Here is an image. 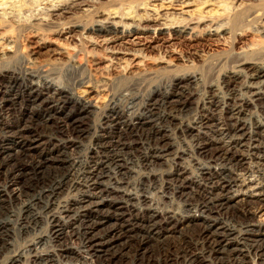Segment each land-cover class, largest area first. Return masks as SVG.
<instances>
[{
  "label": "bare ground",
  "instance_id": "bare-ground-1",
  "mask_svg": "<svg viewBox=\"0 0 264 264\" xmlns=\"http://www.w3.org/2000/svg\"><path fill=\"white\" fill-rule=\"evenodd\" d=\"M231 1L55 0L28 26L3 10L0 264L264 262V0ZM175 137L196 176L153 168L189 156ZM133 164L153 170L121 190Z\"/></svg>",
  "mask_w": 264,
  "mask_h": 264
},
{
  "label": "rangeland",
  "instance_id": "rangeland-1",
  "mask_svg": "<svg viewBox=\"0 0 264 264\" xmlns=\"http://www.w3.org/2000/svg\"><path fill=\"white\" fill-rule=\"evenodd\" d=\"M56 1H58V0H56ZM228 1L230 2V4H232L231 0H228ZM1 2L2 3L5 2V3L2 5ZM24 2H26L27 4H30V5H27L26 3H25V5H23ZM54 2H55V0H5V1L4 0H0V14H2L4 12L3 10H5V12L6 11L7 12L13 11V13L15 14L16 9H17L16 13H18V12H19V14L21 13L20 14L21 16L19 18L21 19L23 17L24 20L21 19V21H23V23L25 21L26 22L25 25L28 26V24L33 23V16H34V18H35V15L37 17H41V16L45 17L46 13L48 12L47 11L48 9H46V8L49 7V5H51ZM17 6L19 8L21 7L20 10H18ZM7 7H9V8H7ZM42 8H45V9H42ZM41 10H43V11H41ZM25 19L28 20V21H26ZM25 32L27 33L26 30H24L23 32L19 31V35H21L22 33L25 34ZM23 34H22V36H23ZM19 41H21V38H19ZM6 63H8V60L0 61V65L2 64V66H4ZM9 64L12 65V64H15V62L13 61V63H11L9 61ZM197 67L199 69L203 70V67L201 65H197ZM205 71L206 70L204 69L203 72H205ZM214 75L216 77L212 76L213 78H211L210 80L212 81V79H213V82H216L217 81L216 78H218L217 77V73L214 74ZM257 109L258 108H252L251 111L253 113L256 112L255 116L256 115L258 117L262 116L261 118L259 117L260 119L264 118V115H262L260 110L259 109L257 110ZM259 112L261 113V115H259L260 114ZM191 113H189L187 115H185V114L184 115H180V117H183L184 120H186L187 117L189 119L195 118L196 115L194 114V112L192 114ZM183 140H185V139H183V138L180 139L179 137H175V139H172V142L174 141L173 143L175 144L176 150L177 149L180 150V151L185 150L187 152V155H189V156H187L186 158L181 159V160H176V158H174V155L164 156L163 159L158 160L156 165H155V167H153L154 169L157 170V172H160L161 170H171V168H174L173 167V165H174L173 162L176 163L177 161H179L178 163H180L181 166L183 168H185L186 171H187L186 176L192 177V176H196L197 175L196 173H198V169L195 167V162L193 160L194 159L193 155H195V152H193L194 151V147H193L194 146L193 145L194 141L192 140L191 137L186 138V140H185L186 142L185 143H184ZM186 146H187V149H186ZM207 163H206V161H204L203 165H208L209 163L208 164ZM212 165L215 166V164H212ZM130 166H131V170H129L128 174H126V177H128V179H129V181L131 183H130V185H127V186L122 185V187H119V188L121 190L128 189V190H132V191L136 192V191L140 190V186H139V182H140L139 179L140 178H138V177H140V174L147 175L148 172H151L153 169L152 168L151 169H145L140 164H133V165H130ZM112 181H109L107 179L104 182L106 184H108L109 186L115 187L116 184L114 182H112ZM145 194H147L149 197L155 199L154 206H160L161 209H170V208H172V209H175L179 214L185 213L182 201L177 196H175L173 194H170L169 197L161 198L159 196V194H158V190L153 189V188H148L147 192H145ZM156 200H158V201H156ZM133 204H135L136 206H139V207L142 206V203L139 202V201H134ZM34 236H35L34 233H30L28 235H24V234L20 235V238L18 237L16 239L17 240L16 244L23 245V244H25V241L31 240L32 238H34ZM28 238H30V239H28ZM73 245L74 246H79V241H75V243H73ZM70 262L67 261L66 259H63V262L61 261V262H59V264H66V263L67 264L68 263H70V264H81V262L76 261V260H73V261H70ZM5 264H8V263H5ZM86 264H98V263L97 262H93V263L92 262H88ZM116 264H120V263H116ZM128 264H130V263H128ZM136 264H139V262H137ZM259 264H264V262H260Z\"/></svg>",
  "mask_w": 264,
  "mask_h": 264
}]
</instances>
